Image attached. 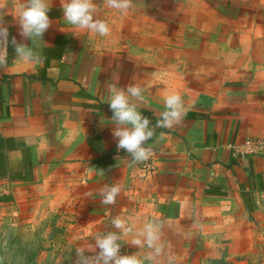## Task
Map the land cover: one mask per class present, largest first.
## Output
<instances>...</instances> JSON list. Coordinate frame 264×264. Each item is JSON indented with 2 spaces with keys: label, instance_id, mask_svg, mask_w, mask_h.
<instances>
[{
  "label": "crops",
  "instance_id": "crops-1",
  "mask_svg": "<svg viewBox=\"0 0 264 264\" xmlns=\"http://www.w3.org/2000/svg\"><path fill=\"white\" fill-rule=\"evenodd\" d=\"M95 2L109 35L69 24L62 0H48L53 23L30 41L14 17L26 0H7L9 38L43 62H20L10 45L9 64L0 70V204L21 200L45 217L70 220L80 235L117 232L123 245L150 220L161 225L160 237L188 228L208 236V244L223 236L239 239L231 242L238 247L253 243L261 235L257 222L264 224V153L237 159L230 146L264 139V71L248 56L210 49L227 43L230 23L253 28L242 33L245 42L264 41L261 20L229 16L241 2L260 12L264 0H132L126 12ZM195 42L208 48L192 71L186 60L193 54L182 46ZM112 84L140 85L133 102L156 118L167 95L182 96V122L155 128L145 143L159 151L152 169L116 154ZM111 184L121 188L114 206L102 203ZM212 185L223 195H207ZM112 216L133 232L113 228Z\"/></svg>",
  "mask_w": 264,
  "mask_h": 264
},
{
  "label": "rangeland",
  "instance_id": "rangeland-1",
  "mask_svg": "<svg viewBox=\"0 0 264 264\" xmlns=\"http://www.w3.org/2000/svg\"><path fill=\"white\" fill-rule=\"evenodd\" d=\"M240 4L242 7L237 11H229L230 19L236 14L243 17L245 23L261 20L262 26H257L260 29L254 28L258 30L257 35L263 37L264 3L260 4V12L253 10V4ZM227 31L228 40L224 46L212 44L210 50L214 55L221 53L222 49L229 57L234 54L248 56L254 67L259 66L264 71V41L245 42L242 34L252 32L253 28L230 23ZM207 48L208 42L186 43L185 48L182 46V50L193 54L190 60H186L188 68L196 71ZM184 64L182 61V66ZM69 221L45 217L44 213L31 210L29 204L21 200L0 204V264H73L74 249L93 248L94 238L77 233L76 229L70 228ZM257 223L261 235H256L253 243L243 247L231 244L239 239H224V236L222 243L208 244V236L192 234L188 228H183L182 233L159 238L157 243L163 248L161 255L154 256L146 246L137 248L132 245L133 236L128 238L125 245L120 240L121 254L135 253L144 259L145 264H264V224Z\"/></svg>",
  "mask_w": 264,
  "mask_h": 264
},
{
  "label": "clouds",
  "instance_id": "clouds-1",
  "mask_svg": "<svg viewBox=\"0 0 264 264\" xmlns=\"http://www.w3.org/2000/svg\"><path fill=\"white\" fill-rule=\"evenodd\" d=\"M104 4L112 9L126 12L132 6V0H103ZM7 0H0V70L9 64V46L14 49V58L24 64L42 63V57L29 45L18 42L16 37L9 38V28L4 22L7 14ZM48 0H26L25 5L14 17L19 25V34L30 41L33 38H42L52 25L49 17ZM97 8L95 0H62V12L65 20L80 29L90 30L100 36H107L110 27L105 20L96 18ZM144 89L138 85H129L126 88L109 85L110 98L108 104L113 112L112 119L116 122L113 136L117 138V148L130 153L134 162H143L151 156V149L144 145L155 135V128L169 129L179 125L187 111L182 96L173 92L165 97V110L161 112L155 122V127L149 117L144 116L135 102L141 98ZM120 185L111 184L105 187L102 203L116 205L120 193ZM111 226L121 233L133 232L129 222L119 216H112ZM161 225L150 220L131 244L139 247H148L154 256L161 255L163 248L157 243L160 238ZM94 238V247H76L73 264H145L144 259L134 254H121L120 235L117 232L90 234ZM95 252L93 255L92 253Z\"/></svg>",
  "mask_w": 264,
  "mask_h": 264
},
{
  "label": "built area",
  "instance_id": "built-area-1",
  "mask_svg": "<svg viewBox=\"0 0 264 264\" xmlns=\"http://www.w3.org/2000/svg\"><path fill=\"white\" fill-rule=\"evenodd\" d=\"M146 148L151 149V156L148 160L143 162H134L132 160V156L130 153H126L123 149L116 148V154L117 156L123 158L124 160H127L129 162H132L134 164H137L145 169H152L158 155L159 151L150 145H144ZM230 150L232 155L237 158L241 159L247 156H253L264 153V139L261 137H249L246 138L243 142H236L230 146Z\"/></svg>",
  "mask_w": 264,
  "mask_h": 264
},
{
  "label": "trees",
  "instance_id": "trees-1",
  "mask_svg": "<svg viewBox=\"0 0 264 264\" xmlns=\"http://www.w3.org/2000/svg\"><path fill=\"white\" fill-rule=\"evenodd\" d=\"M141 111V113L144 115V116H147L150 118V120L152 119H155L157 120V118L154 116L153 112L150 111V110H147V109H144V108H141V109H138ZM218 186H215V185H212V186H208L205 190V193L207 195H223V192L222 191H219L217 190ZM244 195V199H246V202H247V196L245 195V193H243ZM2 199V198H1ZM251 210V209H250Z\"/></svg>",
  "mask_w": 264,
  "mask_h": 264
}]
</instances>
